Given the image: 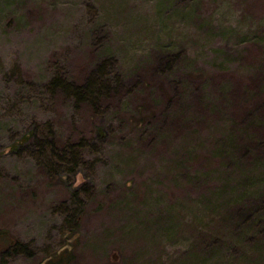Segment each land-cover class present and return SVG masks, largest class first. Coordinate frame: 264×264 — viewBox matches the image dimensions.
Here are the masks:
<instances>
[{"label": "rangeland", "instance_id": "1", "mask_svg": "<svg viewBox=\"0 0 264 264\" xmlns=\"http://www.w3.org/2000/svg\"><path fill=\"white\" fill-rule=\"evenodd\" d=\"M56 77L120 89L93 115ZM263 98L264 0H0V264H264L254 227L219 226L264 176L228 183L214 144L263 134ZM48 122L77 156L41 149Z\"/></svg>", "mask_w": 264, "mask_h": 264}, {"label": "trees", "instance_id": "2", "mask_svg": "<svg viewBox=\"0 0 264 264\" xmlns=\"http://www.w3.org/2000/svg\"><path fill=\"white\" fill-rule=\"evenodd\" d=\"M182 56H184L183 53L161 55L158 61V67L163 72H165L167 69L169 70L175 65V59H180ZM260 86H258V89L254 91V98L258 93L260 94ZM50 87L53 95L60 94V96L64 99H71L74 107L78 112L83 108L89 107L93 110V115H97L99 113L103 99L114 95L120 89L118 83L112 86V83L108 80L106 82H98L97 79H94V77H89L83 82H77L73 79L56 77L52 81ZM260 104L262 106L260 109H263L264 98L261 99ZM230 122L231 124L229 125V127H227V134L228 136H230V142L226 141L225 139H223L222 141L214 142V144H221V149L218 148V150H221L222 152L228 153L229 150H232L229 152L231 158H228V162L224 161L226 165L225 169L227 168V174L224 173V175L222 174L223 170H218L221 174V178L225 176V180L230 183L232 174L235 171L228 169L231 165L236 166V169L240 172V176H243L244 178L254 180L261 176H264V170H258L256 168L257 161L254 160L253 156L251 155L255 150L264 149V133L255 137L251 142L241 145L240 143L238 144L236 138L239 134H242V128H240L234 120H230ZM50 124L51 123L48 122L49 130L47 131V134H45L47 135L46 139H48V142L46 139L42 138V143L40 145L41 149L43 151L44 149L48 151L47 149L49 148L50 150L48 151V153L55 155L59 152L58 147H61L63 148V151L61 152L62 154L72 157L77 156L78 151L76 150L77 147L75 146V144L70 143L68 140L63 145L57 144L55 131L53 129V126H50ZM96 131L97 136L98 133H100V137L104 136V134L101 133L100 127H98ZM87 140L89 139L83 136L81 137L80 143L84 141V146H89V143L86 142ZM215 148L217 149L216 145ZM187 150L192 156H195L194 150L190 148H188ZM248 165H250L251 167H246ZM239 182L240 177L235 182V185H237ZM250 189H252V187H250ZM257 190L258 192L256 190V192L251 190H243L241 191V193L238 192L229 200H227L226 213L219 221V226L223 227L225 224L230 222L234 223L236 227H238V224L243 225L245 230L247 229V227H254L259 234L258 236H255V238L259 240L264 239V189ZM259 192H263V195ZM0 238L4 241L7 240V233L0 232ZM218 241L219 240H215L212 243L214 245H219L220 241ZM57 263H60V261H57Z\"/></svg>", "mask_w": 264, "mask_h": 264}]
</instances>
